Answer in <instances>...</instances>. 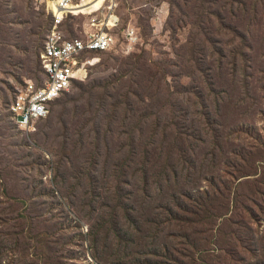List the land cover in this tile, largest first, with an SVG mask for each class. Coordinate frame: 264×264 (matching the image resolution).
I'll return each instance as SVG.
<instances>
[{"label":"trees","instance_id":"obj_1","mask_svg":"<svg viewBox=\"0 0 264 264\" xmlns=\"http://www.w3.org/2000/svg\"><path fill=\"white\" fill-rule=\"evenodd\" d=\"M217 2L211 0L215 11ZM232 2L235 30H221L212 38L205 25L221 22L223 26V21L232 20L228 11L229 18H206L195 0H174L177 23L183 24L178 28L195 25L205 39L191 55L182 49L168 64L157 63L166 80L177 82L180 68L191 73L197 69L201 77L191 88L175 87L176 102L169 111L156 109L158 96L144 95L143 104L152 106L140 112L133 87L122 101L110 97L98 110L101 166L93 180L84 175L95 189L88 214L82 213L89 226L82 238L88 239L96 263L150 264L158 259L157 264H173L172 258H162L161 250L169 247L181 264H210L212 257L217 264H264V129L258 128V123L264 124V0H257L254 6L249 0ZM107 5L110 2L102 0V8L87 16L93 17ZM45 7L53 16V7ZM259 57L263 58L259 67L263 72L256 75L254 60ZM121 79L116 80L120 88ZM192 100L197 111H192ZM229 106L233 112L226 121L221 120L222 108ZM197 112L206 128L201 131L193 127L191 118ZM202 131L214 132L216 152L209 153L197 172L192 147L193 141L202 138ZM152 156L164 158L163 173L172 160L179 167L162 202L151 200L149 178L159 174ZM92 163L90 156L88 166ZM248 185L251 190L246 189ZM167 226L174 228L168 230ZM30 250L31 246L25 248L16 264L63 262L64 249L57 243L52 251Z\"/></svg>","mask_w":264,"mask_h":264},{"label":"rangeland","instance_id":"obj_2","mask_svg":"<svg viewBox=\"0 0 264 264\" xmlns=\"http://www.w3.org/2000/svg\"><path fill=\"white\" fill-rule=\"evenodd\" d=\"M232 1L243 0H218V11L212 9L211 0H195L206 18L214 15L232 18L223 21V26L221 22L206 24L204 30H211L212 38L221 30H235L230 13ZM249 1L253 6L257 2ZM114 3L116 16L121 20L117 29L119 46L91 55L93 61L86 66L83 79L76 80L72 89L55 101L49 116L37 124L36 131L28 133L17 126L9 108L15 92L26 81L38 83L43 78L39 55L52 24L51 17L48 9L36 0H0V264H16L29 246L31 253L47 252L56 243L64 249V258L62 263L51 261V264H98L88 239L82 238L89 232L82 213L88 214L95 189V184L85 176L93 180L101 166L97 152L101 142L96 132L98 110L109 103L110 97L122 101L132 87L140 99L138 102L135 98L140 112L152 106L149 102L143 104L144 95L158 96L156 109L168 110L176 102L175 87L191 88L201 79L197 69L191 73L190 69L180 68L178 83L170 78L166 80L157 65L168 64L175 58L174 53L182 49L191 55L205 39L200 29H194L195 25L178 28L183 24L177 23L179 15L174 0H114ZM87 15L90 14L70 17L62 26L67 40L83 36V30L88 29L93 18ZM129 29L137 32L138 42L128 53L122 36ZM261 59L254 60L256 75L263 72L259 68ZM117 79L123 81L121 88ZM190 104L192 111H197L195 101ZM232 112V106L226 110L223 107L221 120L226 121ZM191 118L197 131L206 129L198 112ZM258 128L263 130L264 124L258 123ZM202 133V138L193 141L192 147L197 172L204 167L209 153L216 152L214 132ZM90 156L92 166H88ZM151 163L159 169L156 178H149L154 195L151 200L162 202L176 181L175 170L179 167L172 160V166L163 173L164 158L152 156ZM185 167L189 170L191 165ZM246 189L251 190L252 185ZM166 228L170 230L174 226ZM261 230L264 231V221ZM31 239L41 240L31 242ZM161 252L162 258L170 257L173 264H181L174 249L163 248ZM211 259L210 264H217L215 257ZM157 263L158 259L150 262Z\"/></svg>","mask_w":264,"mask_h":264},{"label":"built area","instance_id":"obj_3","mask_svg":"<svg viewBox=\"0 0 264 264\" xmlns=\"http://www.w3.org/2000/svg\"><path fill=\"white\" fill-rule=\"evenodd\" d=\"M44 6L48 3L58 7L66 19L52 16V24L43 43L40 63L43 78L38 83L26 81L15 92L9 111L17 126L28 133L36 131L37 124L46 119L52 105L69 92L76 80L83 79L87 65L92 64L91 55L114 50L119 46L117 37L121 20L116 16V7L107 5L100 15L92 18L83 36L67 40L62 27L70 17L84 15L79 7L89 0H36ZM111 0H107L109 3ZM114 2V0H112ZM111 1V2H112ZM115 4V3H114ZM123 44L129 53L138 42L137 32L129 29L122 36Z\"/></svg>","mask_w":264,"mask_h":264},{"label":"bare ground","instance_id":"obj_4","mask_svg":"<svg viewBox=\"0 0 264 264\" xmlns=\"http://www.w3.org/2000/svg\"><path fill=\"white\" fill-rule=\"evenodd\" d=\"M48 4L51 5L54 9L53 17H60L63 19V16H65V14H63V11H61L58 7H56L55 3L53 5L51 3ZM113 4L114 2L112 1V3L110 4L111 8H113ZM101 6H102V0H89L86 5L79 7L77 9H79L78 13H80L83 9L86 8L84 10L85 14H90L91 16L92 13H94L96 10L101 9L102 8Z\"/></svg>","mask_w":264,"mask_h":264}]
</instances>
